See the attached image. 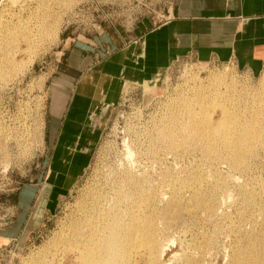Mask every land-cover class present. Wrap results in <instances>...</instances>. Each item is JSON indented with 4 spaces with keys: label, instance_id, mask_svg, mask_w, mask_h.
<instances>
[{
    "label": "rangeland",
    "instance_id": "374dc122",
    "mask_svg": "<svg viewBox=\"0 0 264 264\" xmlns=\"http://www.w3.org/2000/svg\"><path fill=\"white\" fill-rule=\"evenodd\" d=\"M45 1V10L38 6L30 12L37 15L31 24L0 21V264H74L63 234L94 195L111 202L122 197L125 185L119 183L126 174L140 181L139 193L150 199L145 213L159 211L164 264H184L185 253H193L201 264H234L235 244L243 248L252 241L259 250L264 212L257 207L247 221L244 215L250 209L242 199L244 193L255 192L257 206H262V153L252 160V169L241 171L228 161H212L200 149L204 142L191 136L179 132L185 148L177 153L158 143L157 136L161 127L185 125L191 103L199 118L212 113V122L224 109L247 117L257 108L252 102H264V67L252 74L233 62L181 59L148 83H129L121 73L110 91L102 83L91 86L94 99L76 96L73 88L62 86L73 80L63 64L81 39L97 37V46H108L116 30L124 35L139 23L157 27L168 17L173 0ZM99 30L106 32L101 36ZM62 49L67 54L59 59ZM100 52L102 60L113 50ZM168 176L180 182L201 178L204 190L219 182L216 212H186L192 192L185 184L183 205L169 208L175 186ZM136 196L131 202H137ZM196 242H207L204 253L191 249ZM260 257L257 261L264 264ZM142 259L137 264H145Z\"/></svg>",
    "mask_w": 264,
    "mask_h": 264
},
{
    "label": "bare ground",
    "instance_id": "6f19581e",
    "mask_svg": "<svg viewBox=\"0 0 264 264\" xmlns=\"http://www.w3.org/2000/svg\"><path fill=\"white\" fill-rule=\"evenodd\" d=\"M2 2L3 0H0V7ZM216 80L221 81L222 79L218 78ZM262 84L264 86V79ZM201 104L199 107L203 108L204 105ZM252 104L257 105V108L254 109V112H250L247 117H244L240 112L224 109L221 118L216 122H212V113L210 117L199 118L194 108L196 104L191 103L188 107L189 117L186 124L179 123L176 128L161 129V127L157 141L158 143L167 144L171 152H181L179 149L181 147L185 148V146L179 141L180 132L186 138L191 136V139L197 143L204 142L200 149L207 157H213L212 161H228L233 169L250 170L252 169V160L259 157L261 153L264 156V102L255 100ZM204 114H206V111ZM167 178L172 180L174 177L168 176ZM202 183H204L202 179L195 176H191V179L186 182L177 181L176 178L173 179L172 184L175 188L168 207L180 206L182 204L180 197L182 185H191V207L185 205L187 209L185 211L201 210L213 215L219 203L217 194H219L221 184L215 182L209 189L204 190L201 187ZM121 184L125 185L124 194L122 197L120 194L114 197L113 202L107 200L101 194L99 196L94 195L87 204L83 202V205L79 208L78 220L63 234L64 245L72 251V262L74 264H137L140 258L144 259L145 264H164L161 258H164L165 253L163 252L165 250L161 241V231L157 227L159 211L154 215L145 213L146 206L150 204V199L139 193L141 185L138 179L126 174L121 178L119 185ZM134 195H138L136 196V203L131 202V196ZM243 195V205L250 209L244 215L247 221L254 218V210L257 207L264 212V201L262 200V206H257V202L260 200L257 199L255 192L244 193ZM123 202H125L124 207H122ZM123 208L126 210L125 215H122ZM237 231V227L233 225V232ZM263 238L260 237L262 240L259 239V250L254 247L252 241L246 247L242 245L243 248L239 246L241 243L235 244L233 263L259 264V261H257L260 257L259 252L261 251L260 254L264 253V251L262 252L264 250ZM206 243L196 242L191 246V249L200 251L202 254L206 251ZM181 253L178 255L180 256ZM263 258H261L262 261ZM181 261L184 264H201V259L193 253L183 254ZM50 264L54 263L50 262Z\"/></svg>",
    "mask_w": 264,
    "mask_h": 264
},
{
    "label": "crops",
    "instance_id": "0c3cea01",
    "mask_svg": "<svg viewBox=\"0 0 264 264\" xmlns=\"http://www.w3.org/2000/svg\"><path fill=\"white\" fill-rule=\"evenodd\" d=\"M38 6L45 10L46 1L4 0L0 20L5 18L11 25L30 23L37 16L30 12ZM168 13L157 27L139 23L124 35L114 31L112 45L97 46L98 38L93 36L81 39L63 64L69 76L73 75V80L62 82L63 88L94 99L92 87L108 83L110 91L121 73L129 83L148 82L181 59L233 62L252 74L263 69L264 0H173ZM39 16L45 18V13ZM97 32L103 36L106 31ZM65 50L58 51L59 59L66 56ZM100 50L113 52L99 60Z\"/></svg>",
    "mask_w": 264,
    "mask_h": 264
},
{
    "label": "trees",
    "instance_id": "16d2710c",
    "mask_svg": "<svg viewBox=\"0 0 264 264\" xmlns=\"http://www.w3.org/2000/svg\"><path fill=\"white\" fill-rule=\"evenodd\" d=\"M54 141H56V136H55V140Z\"/></svg>",
    "mask_w": 264,
    "mask_h": 264
}]
</instances>
